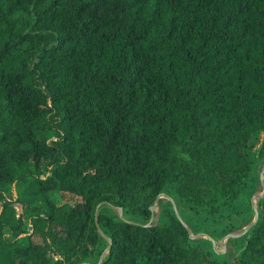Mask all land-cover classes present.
I'll return each mask as SVG.
<instances>
[{
    "label": "trees",
    "instance_id": "trees-1",
    "mask_svg": "<svg viewBox=\"0 0 264 264\" xmlns=\"http://www.w3.org/2000/svg\"><path fill=\"white\" fill-rule=\"evenodd\" d=\"M166 188L237 251L99 209ZM87 263L264 264V0H0V264Z\"/></svg>",
    "mask_w": 264,
    "mask_h": 264
},
{
    "label": "rangeland",
    "instance_id": "rangeland-1",
    "mask_svg": "<svg viewBox=\"0 0 264 264\" xmlns=\"http://www.w3.org/2000/svg\"><path fill=\"white\" fill-rule=\"evenodd\" d=\"M262 137L263 134L258 133L257 137L255 135L249 140V143L255 142L256 144L252 148V152H254V154L257 151ZM261 171V168L257 169L256 162H253L252 174L255 173L260 175ZM58 194L56 190H50L48 192L49 198L54 202L59 200L58 196L62 200L68 202L78 200V197L70 193L60 192ZM254 194L258 195L259 192L256 191ZM247 202H250V204L252 205L254 204V199L252 198V196L248 197L247 195H245L242 197L240 207H244V212H247L248 210V207H245V203ZM166 206H171V210L173 211V213H176L180 216L183 224L188 229L189 235L199 239L201 244L205 248L212 251V253H223L221 255L223 258L235 253L241 245L242 241L238 237L231 238L233 234H239L243 229L238 228V214L233 212L230 208H222L213 214L191 212L187 207H185L183 203L180 202L177 195L171 188H166L161 194L156 197L152 207L150 208L151 215L148 219H141L136 215H131L125 210L114 208L104 203L99 205V209L112 215L122 216L123 218L129 219L133 222L155 223L157 218L162 216V208ZM234 210H237V208H235ZM34 240H38V237H36Z\"/></svg>",
    "mask_w": 264,
    "mask_h": 264
},
{
    "label": "water",
    "instance_id": "water-1",
    "mask_svg": "<svg viewBox=\"0 0 264 264\" xmlns=\"http://www.w3.org/2000/svg\"><path fill=\"white\" fill-rule=\"evenodd\" d=\"M261 175V174H260ZM262 192H263V190L259 193V194H262ZM258 194V195H259ZM255 197H256V195L255 194H253L252 195V198L255 200ZM253 206H254V204H253ZM175 215H176V217L180 220V221H182L181 220V218H180V216L178 215V214H176L175 213ZM256 217V209L254 208V214H253V218H252V221L254 220V218ZM251 223V222H250ZM233 235H237V234H233ZM99 261H100V258L98 259V263H99Z\"/></svg>",
    "mask_w": 264,
    "mask_h": 264
}]
</instances>
